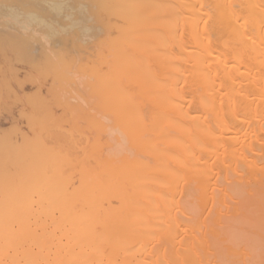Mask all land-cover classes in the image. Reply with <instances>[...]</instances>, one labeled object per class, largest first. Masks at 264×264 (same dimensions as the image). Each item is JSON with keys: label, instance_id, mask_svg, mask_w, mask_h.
Masks as SVG:
<instances>
[{"label": "bare ground", "instance_id": "6f19581e", "mask_svg": "<svg viewBox=\"0 0 264 264\" xmlns=\"http://www.w3.org/2000/svg\"><path fill=\"white\" fill-rule=\"evenodd\" d=\"M90 1L0 0V63L33 72L0 90L51 82L22 101L21 139L0 134V264H211L191 219H229V184L264 180V0ZM75 72L82 123L46 101ZM109 122L123 141L100 143Z\"/></svg>", "mask_w": 264, "mask_h": 264}, {"label": "rangeland", "instance_id": "374dc122", "mask_svg": "<svg viewBox=\"0 0 264 264\" xmlns=\"http://www.w3.org/2000/svg\"><path fill=\"white\" fill-rule=\"evenodd\" d=\"M83 3H85V4L83 5ZM91 3L92 2L90 0H83V1L81 0V2L78 0V4L79 5H77V7H80L81 6V8L82 7L84 8V9H81L80 8V10H82V12L79 11V14H83V12L85 11L83 15L86 14V16L87 15L90 16L89 13L94 10L93 9L94 8V5L93 4L91 5ZM202 5L205 6V7H207V2H203ZM66 7H68V5H66ZM88 7H89V9H88ZM69 8H70V5H69ZM206 9H207L208 12H211L212 11V9L209 6ZM86 16H84V17H86ZM1 19H0V22L3 21V19L2 20ZM96 23H94V21L91 22V24H93V27L95 26L94 24H96ZM96 26H97V24H96ZM78 28H80V27H78ZM208 28L209 29L212 28V23L211 22H209ZM0 30L4 31V29H2V27H1V24H0ZM86 38H83L84 40L83 39H80L79 40V42L82 43L80 45H84L86 43V40H85ZM89 38H91L90 40L94 39L93 37H89ZM90 40L87 38V41H90ZM36 44H37V46L40 47V45L38 43H35L34 45H36ZM37 46H34L35 49L37 48ZM75 54H74V57H72L73 60H74L75 56H78V53H77V55H75ZM39 60H42V59L39 58ZM14 62L15 63H11V64L10 63L5 64L3 62L0 63V79H2V80H0V84H2L1 86H3V83H5V81H6V83L4 85L7 84L6 85L7 88L9 86L11 87L12 82H14L13 85L15 84L14 79L16 81H18V82L23 81L25 83V81H26L25 80V76H26V79H27L30 75H32L33 72L31 70H28V68L22 66L23 64L21 62H19V61H14ZM86 62L88 64L85 63L84 69L85 68H88L90 66H93L94 67L97 64L95 58L93 59V57H90L89 59H87ZM16 64H18V65L16 66ZM20 66H22V67H20ZM13 71H14V73L16 75L13 73ZM11 73H13L14 75L11 74ZM76 73L77 72H75L74 74L71 75V78H73V80L68 85H65V84H59L58 85L59 86V91H58L57 95L58 94L59 95L62 94L60 96H62L63 100L61 102H59L58 100L57 101L59 103H62L63 104L61 106L58 105L59 104L58 102H57V105H56L55 102H53V100H50V99H53L49 95V93H51V90H50L51 89L50 88L51 82H46L45 83V81H43V82H41L39 84H38V81H36V80L33 81V82H31V84L28 82V83H26L27 87H25V89H23V91L21 89H17L18 91L15 89V91H17V92H15L14 90H13V92L11 90L10 91H7L6 90L7 89L6 87H5L6 89L5 88H3V89L1 88L2 91L4 90V91H7V93L8 92L9 93L7 95V93H4V91L2 92L0 90L1 91L0 92V95L3 94L1 96L3 98L0 101V134H4V133H6V134L9 133L10 134L11 133V135L8 134L9 136H12V138H10V140H11L10 142L11 143H13L15 141H19L21 139V134L18 133V132H17V134L15 132H12V129L17 128V127H19L18 129H22V130H26L27 129V127H25L26 126L25 125L26 124V118H25V113H26V110L25 109L26 108H25V105H23L22 101L24 99L28 98V97L33 96L35 94L36 90L38 89L37 88L38 85H41V89L43 91H45V90H49L50 91L49 93H48V91L46 92V93H48V96H49L48 99H47L48 96L46 97V101L49 102L52 105V107H55L56 106L55 109L53 108L55 113H56V111H57V113H59L65 107H72V110L74 111L73 112V115L75 114L74 116H76L78 120H79L78 117H80V120L78 122L79 123H82L83 122V116L85 114H87L88 112H93V111H91L92 109L90 107L91 106V103H92V99H91V93H90V86L88 84L89 82L87 80L86 81L88 83L87 82H84V81H76L74 79V78H77L78 73H77V75H76ZM10 74H11V76H9ZM23 75H25V76H23ZM4 78H5V80H4ZM3 80H4V82L1 83V81H3ZM7 81H9V82H7ZM86 85H88V86H86ZM67 87H68L69 90L67 89ZM64 89H65V91H64ZM16 95H18L19 97L16 96ZM5 96L7 97V100H6ZM8 96H9V98H8ZM65 97H66V99H64ZM62 98H59V99H62ZM25 101H24V103H25ZM54 101H56V100L54 99ZM12 103H15V104H12ZM143 103H144V106L146 105L145 108L142 105L143 108L144 109L147 108L146 109L147 110V112H146L147 114H145V116L147 115V117H148V114H150V111H151V105L149 103H148L149 104L148 105L147 102L146 103L143 102ZM22 105L24 107H22ZM57 106H58V108H57ZM8 107H10V108H8ZM16 119H17V122H16ZM109 124L107 125L108 126L107 127V130L110 131L109 133L111 134L112 139L108 138L109 136L108 137L106 136V135H110L109 133H107L108 131H106V132H104V135L103 134L101 135L102 136V141L100 143H103V141H105V140L106 141H108V140L110 141L111 140V142L108 141L111 144L114 141H116L117 139H118V141H123L124 140V137H126V136H124V134H121V129H119L118 127H116V124L117 123L116 122L113 123V126L115 125L114 127L111 126L112 125V122H109ZM24 127L26 129H24ZM117 133H118V137L120 136L121 139L120 138H117ZM258 134L261 136V134L259 132H258ZM100 139H101V137H100ZM113 139H114V141H113ZM125 140H127L128 141V144H129V139H125ZM113 144H115V143H113ZM258 150H259V148H258ZM261 153L262 152L259 150L258 151V154H261ZM260 162L262 164H264V161L263 160H261ZM244 176H247V174H245ZM231 184H229L230 185V187H229L230 190L228 188V191H229L230 195H232L233 199H234V197H235V199L233 200L234 203L232 202L230 204V209L232 207L231 205H234L235 204L234 207H236L235 208L236 213H233V215L235 214V216L232 215L229 219L223 217L220 220V222L219 221H216L215 218H213V216H212V217H209L208 219H206L205 222H204V224H202V225H199L197 223V221L195 222L196 218H195V220H194V218H192L191 219V222L188 221V222L191 223L189 225H192L191 227L189 226L191 229H193L195 231L197 229L199 232H200V229H201V232H203V233L206 234L208 243L210 245L209 248L211 250L208 249L207 252H205V253L204 252L202 253V252L199 251L202 256L204 254H205V256H207L206 259L204 257H202L201 255H200V257L201 258H204L205 260H208V261L211 260V261H209V263H211V264H235L237 261L241 260V258H244V256H247V260H249V261L247 262L244 259L246 261L245 264H247L249 262H250L249 264H264V227L262 225V224H264V222H263V220H264V180H261L259 182H254L253 183V180L251 178H249L248 180L244 181L243 183L242 182L241 183L236 182V183H231ZM231 188H233V189H231ZM245 190H251V191L253 190L252 195L251 196L247 195V192L245 194ZM193 191H194L193 186H188V188L185 189V192H193ZM255 215H257V216L259 215V217H254L253 218V216H255ZM262 217H263V220H262ZM258 218L260 219L259 222H261V223H258L257 222L258 221ZM251 220H252V222H249ZM253 220H255V221H253ZM243 222H245V223H243ZM248 222L250 223V226H252L251 228H250V226H248L249 225ZM253 222H255L254 223L255 225H257V223L259 224V225H257V228H258V226L261 225L259 228H262V229H259V228L257 229L254 226V224H252ZM245 224H247V226ZM194 225H195V228L196 229L194 228ZM210 227H212V228H210ZM253 227H255V228H253ZM213 230L217 232V236H215L216 235L215 232L214 233L212 232ZM242 231H244L245 233L243 232V234H242ZM212 233L215 234V235L213 236ZM235 233H237V234H235ZM247 233L249 234V237L247 236ZM197 234H198V232H197ZM244 234L246 235V240H245ZM232 237L234 239H237V241L234 240V239L232 241L231 240ZM255 237H257V238H255ZM242 239L244 241H242ZM254 240H256V241H254ZM246 241L248 243H250V244H246L247 243ZM255 246L258 249L256 248V250H255ZM241 247H243V248L241 249ZM231 250H232V252H231ZM245 251L247 253H245V255H243V257H242V254ZM210 252L213 253L214 257L211 255ZM208 253H209V255H211L210 257L208 255ZM212 257L214 258V260L212 259ZM249 258H251V259H249ZM233 261H235V262L233 263Z\"/></svg>", "mask_w": 264, "mask_h": 264}]
</instances>
